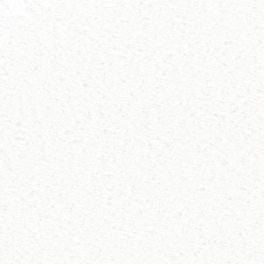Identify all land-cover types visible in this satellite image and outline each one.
Segmentation results:
<instances>
[{"label": "snow or ice", "instance_id": "1", "mask_svg": "<svg viewBox=\"0 0 264 264\" xmlns=\"http://www.w3.org/2000/svg\"><path fill=\"white\" fill-rule=\"evenodd\" d=\"M0 264H264V0H0Z\"/></svg>", "mask_w": 264, "mask_h": 264}]
</instances>
